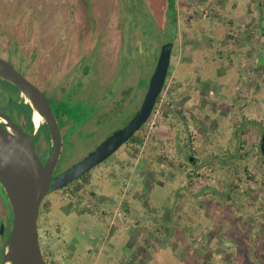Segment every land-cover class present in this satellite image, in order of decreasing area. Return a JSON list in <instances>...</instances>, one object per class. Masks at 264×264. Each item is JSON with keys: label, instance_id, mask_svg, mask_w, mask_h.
<instances>
[{"label": "rangeland", "instance_id": "374dc122", "mask_svg": "<svg viewBox=\"0 0 264 264\" xmlns=\"http://www.w3.org/2000/svg\"><path fill=\"white\" fill-rule=\"evenodd\" d=\"M85 2L0 0V53L17 39L25 55L28 41L37 43L34 70L43 83L49 75L50 89L70 70L75 36H99L80 59L89 73L59 101L47 91L56 115L75 119L80 108L94 122L69 134L57 169L131 119L165 42L170 63L157 111L137 133L142 144H123L45 195L38 216L45 261L264 264V0H92L89 9ZM0 87L17 97L9 82L0 79ZM42 136L49 140L46 128ZM200 164L205 193L202 183L185 186ZM189 238L196 242L187 253Z\"/></svg>", "mask_w": 264, "mask_h": 264}, {"label": "water", "instance_id": "95a60500", "mask_svg": "<svg viewBox=\"0 0 264 264\" xmlns=\"http://www.w3.org/2000/svg\"><path fill=\"white\" fill-rule=\"evenodd\" d=\"M171 50V42L161 45L145 94L131 119L123 127L107 135L84 157L55 176L52 173L61 139L51 107L41 91L0 56V77L16 85L22 97L28 98L33 110L46 121L54 142L51 157L42 163L32 144L33 135L11 121L4 114L5 107H0V118L4 120L0 122V184L13 213L11 228L3 244L1 264L6 261L10 264H47L38 233L39 209L45 195L50 190L66 186L104 161L146 123L165 84ZM260 151L264 156V137L260 141ZM190 161L193 162L192 157Z\"/></svg>", "mask_w": 264, "mask_h": 264}, {"label": "flooded vegetation", "instance_id": "af4514ba", "mask_svg": "<svg viewBox=\"0 0 264 264\" xmlns=\"http://www.w3.org/2000/svg\"><path fill=\"white\" fill-rule=\"evenodd\" d=\"M91 2H92V0H86V2H85L88 9H89V7H91ZM90 19H92L91 15H90ZM96 37H99V36H88L85 38H84V36H75V42H77L78 44H77L76 49H73V51H72L73 58L70 61L71 62L69 65L70 70L63 77H61L57 82L52 83L51 89L46 85V84L50 83L49 75L45 76L46 79L43 83L42 80L38 81V78H37V77H42V76H40L39 73L37 74L38 71L34 70V66L36 65L37 58L39 57L38 53L40 52V50H38L39 48H37L38 47L36 45L37 43L34 42L33 44H31L30 41H28L27 49L29 50V53L25 55L22 48L19 46H16L17 44L18 45L21 44L20 40L17 39L18 43L14 44L13 41L16 40V39H14L12 41L13 44H12V42H9L12 44V46L8 47L5 50L6 52L0 53L1 57L6 59L20 74H22L26 79H28L32 84H34L41 91V93L46 98V100L48 101V103L51 107L52 113H53L55 120H56V124L58 126V131H59V135H60V139H61V146H60V150H59V154H58V158H57L55 167L53 169L52 176H55L64 170V169H57V168H58V165L60 163V157H61L62 150L66 145L65 142H67V138H69L68 137L69 134L74 132L75 129H85L87 126H92V124L94 122H93L91 117H89V118L84 117L85 112H84V110H80V108L77 110V113H79L81 111L80 116L78 114L75 119L66 118L65 116H63L64 113L61 110H58L59 113H57V115H56L52 109L51 104H50V101L48 98L49 96L47 97V91L50 92L48 94L51 95V102L59 101L61 95L63 94L65 89H67V87L69 86L70 82L73 81V79H79L81 76H85L87 73H89L86 69L81 70L79 64H80V59L83 56H87V54H88V56H90V52H91V48H92V44H93L92 41H95ZM45 42H47V39L45 40ZM60 42H61V39H59L57 44L59 45ZM48 45L49 44L44 45L46 47L45 53H47V54L49 52L47 49ZM50 50H52V49H50ZM158 55H159V53H158ZM58 63H60V61ZM155 64H156V62H155ZM57 67H59V65ZM75 69L77 71L76 72L77 75H74L72 77V79H70V81H67L66 78L72 76L70 74L75 73V71H74ZM153 69H154V67H153ZM68 75H70V76H68ZM77 76H79V78ZM0 79H3L5 81L9 82L12 86H14L16 88V90H17L16 92L18 94L17 97L14 98L13 94L9 95L7 90H3L0 87V92L3 95L2 99L0 97V107H2V106L5 107V113L4 114H7L9 116V118L11 119V121L18 124L23 131L28 132V133L33 135L32 144H33L34 150H35L36 154L38 155L39 159L41 160V162L45 163L47 161V159L49 157H51V154L53 152V147H54V142L51 139L49 128L47 126L46 121L43 119V117H41V122L39 123V125L36 126L33 122V119H32L33 108L31 107V109H32L31 116H30V120L32 123V128H31L28 125V122L24 117V108L22 106V103H24V102L28 103L30 105L28 98L22 97L20 90L18 89V87L16 85H14L10 81H8L2 77H0ZM139 95H141V94H139ZM139 95L137 96V99H136L137 102L139 101V98H140ZM71 99H72V97H71ZM14 100H15V103H13ZM76 100L79 101L78 98ZM157 100H158V98H157ZM157 100H156V103H157ZM140 103L141 102L137 103V107L135 108V111L140 106ZM156 103H155V105H156ZM121 105H122V103H121ZM18 108L20 110H17ZM135 111L132 112L133 115H134ZM0 122H4V120L2 118H0ZM123 126H121V127H123ZM3 127H5V125H3ZM43 128H46L48 136H49V140H46L45 138H43V136H42ZM118 129H115L113 131H116ZM140 129H138L135 133H138L140 131ZM129 139L123 144H127ZM123 144L121 146H123ZM114 152L112 154H114ZM85 155H83L82 157H84ZM82 157L77 159L75 162L80 160ZM106 160H107V158L102 162L104 163ZM75 162H73V164ZM86 173H84L79 178L84 177ZM67 185L62 187V188L55 189L54 191L62 190L65 187H67ZM12 218H13V213H12L11 205L9 203L8 197H7L4 189L2 188V186L0 184V231L2 230V233L0 232L1 236H3L6 233V225L7 224H10L9 228H11Z\"/></svg>", "mask_w": 264, "mask_h": 264}, {"label": "trees", "instance_id": "16d2710c", "mask_svg": "<svg viewBox=\"0 0 264 264\" xmlns=\"http://www.w3.org/2000/svg\"><path fill=\"white\" fill-rule=\"evenodd\" d=\"M22 106L24 108V117L25 119L27 120L28 122V125L32 128V123H31V120H30V116H31V112H32V109H31V106L28 104V103H22ZM142 141L143 139L141 138V136L137 135V133H135L133 136H131V138L129 139V141L127 142V144L131 143L132 146H134L136 148V146H139L142 144ZM192 157V156H191ZM261 159L264 161V156L261 154ZM193 161L195 162L196 161V158L193 157ZM193 163V162H192ZM195 164L197 163H193L192 166H194ZM202 164H200V166H197L196 168H192V172L188 174V183L185 185L187 188L192 187L194 186L195 184H201L200 185V189L202 188V192L205 193L206 192V189L207 188H210V186H208V184H205L204 181H202L201 179L200 180H197L196 176H200L202 177V173L203 172H198L201 167ZM207 166V165H206ZM204 167V166H202ZM209 167L210 164H209ZM212 168V167H211ZM199 169V170H198ZM196 173V174H195ZM199 182V183H198ZM229 195H232L231 193L229 194L228 192V195H226L228 198H229ZM195 239L196 238H189L188 240L185 241L184 243V249L185 251L188 253V252H191L193 250V246L195 244ZM4 244V243H3ZM2 251H3V245H2ZM46 263L49 264V262L46 260Z\"/></svg>", "mask_w": 264, "mask_h": 264}, {"label": "bare ground", "instance_id": "6f19581e", "mask_svg": "<svg viewBox=\"0 0 264 264\" xmlns=\"http://www.w3.org/2000/svg\"><path fill=\"white\" fill-rule=\"evenodd\" d=\"M24 98H26V97H24ZM41 117L42 116L36 110H33L32 119H33V122L36 126L39 125V123L41 122ZM5 264H10V262L6 261Z\"/></svg>", "mask_w": 264, "mask_h": 264}, {"label": "built area", "instance_id": "2783aa9c", "mask_svg": "<svg viewBox=\"0 0 264 264\" xmlns=\"http://www.w3.org/2000/svg\"><path fill=\"white\" fill-rule=\"evenodd\" d=\"M156 111H157V110H156V106H154V108H153V110H152V112H151V115L149 116V118L147 119V121H146L145 124L149 123V121L151 120L152 115H153ZM203 170H206L207 172H210V171H211V168H210V167H207V166H204V167H203Z\"/></svg>", "mask_w": 264, "mask_h": 264}, {"label": "crops", "instance_id": "0c3cea01", "mask_svg": "<svg viewBox=\"0 0 264 264\" xmlns=\"http://www.w3.org/2000/svg\"><path fill=\"white\" fill-rule=\"evenodd\" d=\"M89 249H91L90 246H89V247H86L85 252H88ZM68 260H70V261H67L68 264H70L69 262H72V258H70V257L68 256ZM67 262H66V263H67ZM72 263H73V264H76L75 262H72Z\"/></svg>", "mask_w": 264, "mask_h": 264}]
</instances>
